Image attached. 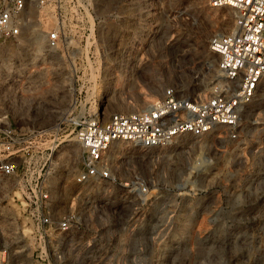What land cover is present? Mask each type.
<instances>
[{
	"label": "rangeland",
	"instance_id": "obj_1",
	"mask_svg": "<svg viewBox=\"0 0 264 264\" xmlns=\"http://www.w3.org/2000/svg\"><path fill=\"white\" fill-rule=\"evenodd\" d=\"M58 7L69 35L59 50L45 49V9H30L22 37L0 43V123L40 133L31 163H45L56 207L80 216L75 232L51 238L52 264H264V90L234 140L219 129L154 150L116 142L106 154L113 180H77L83 122L142 111L169 87L209 96L219 79L209 43L231 32L233 12L207 0ZM17 188H0V250L7 264H36Z\"/></svg>",
	"mask_w": 264,
	"mask_h": 264
},
{
	"label": "built area",
	"instance_id": "obj_2",
	"mask_svg": "<svg viewBox=\"0 0 264 264\" xmlns=\"http://www.w3.org/2000/svg\"><path fill=\"white\" fill-rule=\"evenodd\" d=\"M58 1L0 0V43L22 37L30 26V9H45L50 12L45 19V49L59 50L69 35ZM207 4L233 12L231 32L209 43V50L218 57L219 74L209 96L190 99L169 87L142 111L112 114L106 120L96 114L83 122L76 133L83 151L79 183L113 180L106 154L116 142L154 150L170 146L182 136L201 138L219 129L227 132L228 139H236L244 107L264 90V0H207ZM39 138L34 129L0 123V188L10 195L14 182L18 186L20 227L33 242L31 257L36 264H52L51 238L75 232L81 221L73 208L62 211L54 204L47 185L48 172L43 171L45 163L40 167L37 160L31 163ZM10 198L16 206L13 196ZM1 204L0 213L8 203L4 207ZM9 258L8 249L0 250L1 264H7Z\"/></svg>",
	"mask_w": 264,
	"mask_h": 264
},
{
	"label": "bare ground",
	"instance_id": "obj_3",
	"mask_svg": "<svg viewBox=\"0 0 264 264\" xmlns=\"http://www.w3.org/2000/svg\"><path fill=\"white\" fill-rule=\"evenodd\" d=\"M34 45H35L36 48H40L41 43L39 42V39H36V40L34 41Z\"/></svg>",
	"mask_w": 264,
	"mask_h": 264
}]
</instances>
